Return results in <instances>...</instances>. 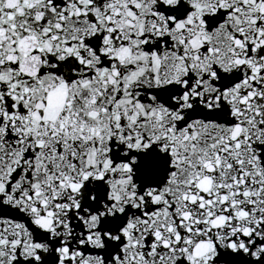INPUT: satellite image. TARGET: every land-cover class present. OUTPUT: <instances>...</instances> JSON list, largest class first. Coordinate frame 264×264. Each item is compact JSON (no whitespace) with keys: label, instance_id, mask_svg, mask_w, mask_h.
<instances>
[{"label":"snow or ice","instance_id":"6c2138e0","mask_svg":"<svg viewBox=\"0 0 264 264\" xmlns=\"http://www.w3.org/2000/svg\"><path fill=\"white\" fill-rule=\"evenodd\" d=\"M0 264H264V0H0Z\"/></svg>","mask_w":264,"mask_h":264}]
</instances>
